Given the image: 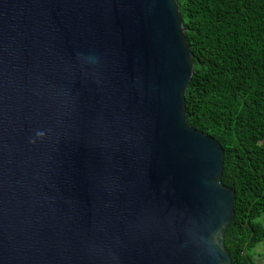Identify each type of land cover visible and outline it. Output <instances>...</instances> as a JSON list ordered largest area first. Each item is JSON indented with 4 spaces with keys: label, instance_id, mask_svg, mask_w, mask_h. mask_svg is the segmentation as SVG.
<instances>
[{
    "label": "water",
    "instance_id": "obj_1",
    "mask_svg": "<svg viewBox=\"0 0 264 264\" xmlns=\"http://www.w3.org/2000/svg\"><path fill=\"white\" fill-rule=\"evenodd\" d=\"M186 31L178 0H0V264H233Z\"/></svg>",
    "mask_w": 264,
    "mask_h": 264
},
{
    "label": "trees",
    "instance_id": "obj_2",
    "mask_svg": "<svg viewBox=\"0 0 264 264\" xmlns=\"http://www.w3.org/2000/svg\"><path fill=\"white\" fill-rule=\"evenodd\" d=\"M178 3L194 58L188 121L222 145V181L235 191L225 246L233 264H257L253 251L264 241V0Z\"/></svg>",
    "mask_w": 264,
    "mask_h": 264
},
{
    "label": "rangeland",
    "instance_id": "obj_3",
    "mask_svg": "<svg viewBox=\"0 0 264 264\" xmlns=\"http://www.w3.org/2000/svg\"><path fill=\"white\" fill-rule=\"evenodd\" d=\"M261 222L264 224V216L261 219ZM264 241L256 246V248L253 251L254 260L257 264H264Z\"/></svg>",
    "mask_w": 264,
    "mask_h": 264
}]
</instances>
